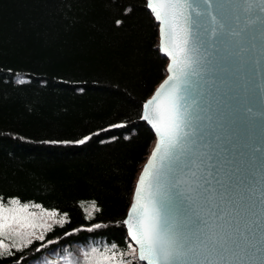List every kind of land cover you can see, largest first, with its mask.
Segmentation results:
<instances>
[{"label": "trees", "instance_id": "16d2710c", "mask_svg": "<svg viewBox=\"0 0 264 264\" xmlns=\"http://www.w3.org/2000/svg\"><path fill=\"white\" fill-rule=\"evenodd\" d=\"M167 66L147 0H0V197L65 217L0 264L135 249L126 218L156 139L144 105Z\"/></svg>", "mask_w": 264, "mask_h": 264}, {"label": "snow or ice", "instance_id": "6c2138e0", "mask_svg": "<svg viewBox=\"0 0 264 264\" xmlns=\"http://www.w3.org/2000/svg\"><path fill=\"white\" fill-rule=\"evenodd\" d=\"M149 6L162 25V50L171 66L161 88L144 105V119L156 130L158 143L139 180L132 219L126 221L139 257L148 264H253L257 252H264V190L258 200L248 197L241 190L242 181H234L219 164L187 144L189 76L199 50L193 27L209 20L221 27L219 33L213 28V35L226 39L233 31L228 5L149 0ZM231 8L249 12L253 4L241 0ZM260 11L264 12V2ZM29 207L16 198L6 206L0 197V235L13 225L30 227L20 215Z\"/></svg>", "mask_w": 264, "mask_h": 264}, {"label": "water", "instance_id": "95a60500", "mask_svg": "<svg viewBox=\"0 0 264 264\" xmlns=\"http://www.w3.org/2000/svg\"><path fill=\"white\" fill-rule=\"evenodd\" d=\"M147 2L159 26L160 51L168 60V66L167 76L146 103L170 75L168 68L171 66V58L162 50V25L151 10L149 0ZM211 2L228 5L226 15L233 31L226 39H221L212 32L213 28L217 33L221 31L219 24L204 20L193 27V39L199 50L194 53L196 63L189 76L187 144L206 159L210 158L212 163L219 164L234 181H242V192L258 200L264 190V12L260 11L264 0H250L253 8L249 12L232 10L231 5L241 0ZM144 114L145 109L143 120L156 139L138 177L126 221L132 219L139 180L158 143L156 130L144 119ZM154 163L158 164V160ZM126 229L139 260L148 264L139 257V246L132 239L128 223ZM262 262L264 252H257L253 264Z\"/></svg>", "mask_w": 264, "mask_h": 264}, {"label": "rangeland", "instance_id": "374dc122", "mask_svg": "<svg viewBox=\"0 0 264 264\" xmlns=\"http://www.w3.org/2000/svg\"><path fill=\"white\" fill-rule=\"evenodd\" d=\"M29 205L27 211L20 213V215L26 217V222L31 226L13 225L12 228H6L3 234L0 235V242L3 244V247L0 248V254L7 253L12 248L24 247L35 239L44 238L45 233L54 225L63 224L65 221V217H60L57 211L45 209L40 205L38 207L31 206L37 204ZM91 210L92 208H88L87 211L90 213ZM53 212L56 215L49 214ZM136 253V250L132 249V251L123 255L116 252L113 246L97 241L96 243H84L74 248H68L60 260L49 259L47 264H96L97 261L100 264H120L121 260L127 264ZM42 264H46V262Z\"/></svg>", "mask_w": 264, "mask_h": 264}]
</instances>
